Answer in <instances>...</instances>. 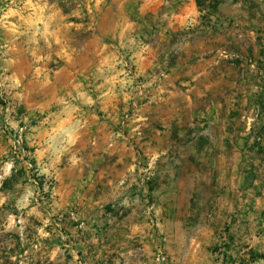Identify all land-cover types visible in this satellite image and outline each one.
I'll use <instances>...</instances> for the list:
<instances>
[{"label":"rangeland","instance_id":"rangeland-1","mask_svg":"<svg viewBox=\"0 0 264 264\" xmlns=\"http://www.w3.org/2000/svg\"><path fill=\"white\" fill-rule=\"evenodd\" d=\"M67 64L119 91L118 122L101 120L137 151L136 199L66 203L64 138L53 144L54 123L15 92ZM167 96L188 138L211 142V186L184 215L169 214L142 145L143 113L158 120ZM122 209L125 222L144 210L146 246L120 235ZM249 246L264 253V0H0V264H233Z\"/></svg>","mask_w":264,"mask_h":264},{"label":"crops","instance_id":"crops-1","mask_svg":"<svg viewBox=\"0 0 264 264\" xmlns=\"http://www.w3.org/2000/svg\"><path fill=\"white\" fill-rule=\"evenodd\" d=\"M38 69L36 72L40 75L43 70ZM35 75L32 84H24L15 94L30 98L29 106L33 111L47 114V119L54 123V127L47 131L48 137H54L53 144L55 138H64L56 143L62 144L63 141L66 154L59 176L60 185L67 193L66 203L71 207L84 206L82 208L87 210L88 207L97 208L100 202L102 205L111 201L121 204L136 199L135 192H130L129 187L140 178V172H134L140 170L137 151L125 135L101 120V113L105 112L108 114L105 118L112 116L114 124L118 122L119 91L104 85L92 86L88 83L86 70L72 64L64 65L53 73L44 70L40 77ZM19 77L11 74L9 79L13 86L15 81L21 79ZM163 101L166 109L157 116L158 120L143 113V121H147L143 122L142 145L147 154L158 157L159 182L166 190L161 199L166 202V209L171 215L174 210L184 215L189 212L193 195L199 191L200 185L211 186V160L207 155L211 142L206 135L200 140L189 139L187 131L183 129L181 103L169 96ZM206 119L211 121L210 116ZM50 143L49 151L55 147ZM86 185L90 188L101 185L114 192L94 198L93 194L87 196V193H82ZM126 213L123 209L113 213L120 235L132 237L135 245L146 246L150 227L146 224L144 210L132 211L128 215L132 219L128 222L121 219ZM227 247L232 248L230 243ZM249 247L233 264L246 262L249 251L255 250ZM0 261L3 259L0 258Z\"/></svg>","mask_w":264,"mask_h":264},{"label":"trees","instance_id":"trees-1","mask_svg":"<svg viewBox=\"0 0 264 264\" xmlns=\"http://www.w3.org/2000/svg\"><path fill=\"white\" fill-rule=\"evenodd\" d=\"M249 254H250L249 258L246 260V262H243V264H250L258 259L264 258V253H259L253 249L249 251Z\"/></svg>","mask_w":264,"mask_h":264}]
</instances>
